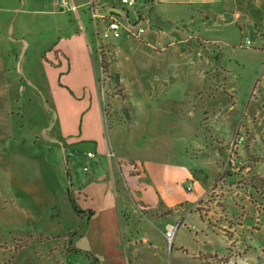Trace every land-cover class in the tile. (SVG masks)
Wrapping results in <instances>:
<instances>
[{
  "label": "rangeland",
  "instance_id": "obj_1",
  "mask_svg": "<svg viewBox=\"0 0 264 264\" xmlns=\"http://www.w3.org/2000/svg\"><path fill=\"white\" fill-rule=\"evenodd\" d=\"M64 11H39L32 19L30 11L0 0V264H43L41 256L53 252L54 241L31 235L41 222L45 231L51 229L52 208L27 202L12 171L2 165L13 152L32 156L45 147L55 149L49 135L63 131L60 113L57 118L50 109L54 79L44 70L40 51L53 24L67 15L75 19ZM125 11L131 18L143 14L146 31L140 38L103 41L102 54L109 63L116 58L115 71L109 67L101 73L95 63L96 84L85 85L70 107L69 143L83 131L80 148L93 149L80 113L104 107L116 125L107 162L124 154L135 157L148 181L161 170L164 185L175 191L177 175L189 169L198 179L193 194L207 188L197 208L219 234L196 239L193 249L220 253L211 264H264V198L250 186L255 175L264 176V0H136ZM79 12L87 21L88 8ZM114 74L120 75L119 85ZM68 78L76 79V69ZM17 107L23 118L9 115ZM73 167L83 170V163ZM189 183L184 188L190 192ZM32 212L43 219H31Z\"/></svg>",
  "mask_w": 264,
  "mask_h": 264
},
{
  "label": "crops",
  "instance_id": "obj_2",
  "mask_svg": "<svg viewBox=\"0 0 264 264\" xmlns=\"http://www.w3.org/2000/svg\"><path fill=\"white\" fill-rule=\"evenodd\" d=\"M7 1L17 9L30 11L32 19L39 11L56 15L67 10L75 14V19L67 15V20L51 26L50 40L40 51L43 68L54 79L56 98L50 109L57 118L60 113L63 126V131L49 135L55 149L45 147L32 156L13 152L4 158L2 165L12 171L18 194L24 195L27 202L52 208L51 229L45 231L41 222L31 231L34 239L39 237V242L54 241L49 249L53 252L48 258L41 256L43 264H211L208 261L213 260V256L204 260L202 255L220 253L192 248L196 239L218 235L219 231L208 215L198 211V201L207 188L193 194L198 179L191 170L177 175L180 186L175 191L164 185L167 176L161 170H157L154 182L148 181L143 162L135 157L124 154L114 163L109 158L107 162V155L113 153L111 130L116 125L109 123L114 116L107 115L102 106L80 113V117L86 119L83 130L85 125L88 129L84 136L93 149L84 152L80 148L84 143L83 131L75 143L68 141L66 127L71 118L70 107L85 85L96 84V62L102 73L97 52L89 46V41L94 44V25L90 16L85 21L78 9H61L59 0ZM71 2L81 8L87 0ZM77 15L81 21H77ZM114 61L110 63V69ZM72 69H76L74 81L68 78ZM9 115L23 118L24 110L17 107L9 111ZM119 117L117 125L122 122L120 113ZM89 151H93L94 157L87 156ZM91 161L92 164H88ZM79 163H83V170L73 167ZM89 165V169L84 170ZM68 168L72 176L71 190L81 214L74 212L68 198ZM188 180L192 186L190 192L184 188V182ZM29 215L31 219H37V216L43 219L39 212ZM192 215H196V220ZM176 223L178 227L169 246L164 232L168 224ZM77 228H80L79 232L69 238L68 233Z\"/></svg>",
  "mask_w": 264,
  "mask_h": 264
},
{
  "label": "built area",
  "instance_id": "obj_3",
  "mask_svg": "<svg viewBox=\"0 0 264 264\" xmlns=\"http://www.w3.org/2000/svg\"><path fill=\"white\" fill-rule=\"evenodd\" d=\"M101 0H87L81 8H88L90 13V22L95 27H99L93 33V41L96 47V52L101 58L102 55V43L104 40H117L125 35L132 38H140L146 31L148 19L139 12H136L135 18H131L125 9L132 7L136 0H109L107 3L99 4ZM60 8H70V10L77 11L80 6L72 4L71 0H59ZM98 9V11H97ZM100 9V11H99ZM77 21H81L79 15L76 16ZM87 156L94 157L92 151L87 152ZM88 166L84 167V170H88ZM191 184H188L187 189H191ZM178 223L168 224L167 229L164 232L167 243L172 245L174 234Z\"/></svg>",
  "mask_w": 264,
  "mask_h": 264
},
{
  "label": "trees",
  "instance_id": "obj_4",
  "mask_svg": "<svg viewBox=\"0 0 264 264\" xmlns=\"http://www.w3.org/2000/svg\"><path fill=\"white\" fill-rule=\"evenodd\" d=\"M100 63H101V67H102V72L108 73L110 63L106 61L104 54L101 55ZM113 79L115 80L116 84L119 85V83H120L119 75L114 74ZM123 96H124V98L122 100H125L127 95H123ZM122 112H123V115L126 117V119L131 121L132 116H131V113L129 111V108L126 105L122 108ZM205 114H207V113H205ZM66 172H67V180L69 182L68 198H69L70 204H71L72 209L74 210L75 213L81 214L82 210L78 207L76 198L74 197L72 190H71L72 176H71L69 168L67 169ZM250 186L255 190L256 193H258L259 195H261L264 198V176L255 175L252 179V182L250 183ZM198 211H200V210L198 209ZM200 214H201V211H200ZM79 230H80V228H77V229H74L73 231L69 232L68 237L71 238L73 235L77 234L79 232ZM25 244H27V243H25ZM208 256H214L215 257V256H217V254L202 255L201 258L205 260Z\"/></svg>",
  "mask_w": 264,
  "mask_h": 264
}]
</instances>
